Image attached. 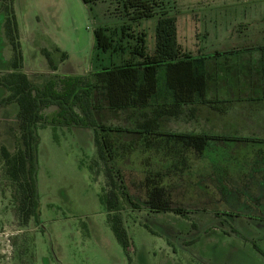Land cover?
Instances as JSON below:
<instances>
[{
	"label": "rangeland",
	"instance_id": "1",
	"mask_svg": "<svg viewBox=\"0 0 264 264\" xmlns=\"http://www.w3.org/2000/svg\"><path fill=\"white\" fill-rule=\"evenodd\" d=\"M12 8L22 55L19 72L35 87L51 81L53 91L61 93L67 77L89 78L111 64L107 54L94 49L93 31L121 27L124 20L112 4L89 8L81 0H13ZM167 8L176 18L180 50L191 56L221 54L218 68L233 69L235 76L223 70V79L235 84L234 96L241 99L223 114L201 106L194 117L167 121L173 131H213L229 138L206 150L202 160L190 162L192 154L184 155L177 166L184 168L189 161L190 172L177 171L165 179L173 204L183 213L133 212L121 198L129 242L124 252L99 201L104 181L99 166H93V131L48 125L37 129L38 224L19 226L9 184L0 180V264H28L25 252H32L34 264H264V0H171ZM3 21L0 13V75L11 61L2 39ZM154 27V20L132 26L134 35L145 34L148 53ZM3 94L0 89V98ZM56 111L49 107L42 115L51 120ZM16 112L14 104L0 106V145L10 151ZM99 115L105 125L122 128L134 119L131 112L102 109ZM174 149L152 150L150 160L166 157L168 167L172 159L180 160ZM132 156L135 164L126 171L138 182L144 174L141 150ZM144 198V190L136 195L138 201Z\"/></svg>",
	"mask_w": 264,
	"mask_h": 264
},
{
	"label": "trees",
	"instance_id": "2",
	"mask_svg": "<svg viewBox=\"0 0 264 264\" xmlns=\"http://www.w3.org/2000/svg\"><path fill=\"white\" fill-rule=\"evenodd\" d=\"M12 2L0 0V13L4 15L1 34L11 59L8 69L0 75V89L4 91L0 106L16 105L17 133L12 151L0 145V180L9 184L16 220L20 227L39 223L37 129L48 125L52 130L59 126L88 128L93 131V166H99L104 181L99 201L106 209L107 224L116 242L127 253L129 242L121 218V198L133 212L183 213L184 209L173 204L165 179L177 171L190 172L189 161L202 160L206 150L220 147L222 140L229 138L213 131H173L167 129V121L184 115L194 117L201 106L225 113L230 105L241 101L234 96L235 84L223 79V70L231 76L235 72L230 67L218 68L216 61L221 54L191 56L180 50L176 18L167 8L171 0H81L89 8L108 2L113 5L114 14L124 20L119 28L93 31L94 49L107 54L111 64L92 72L89 78L67 77L61 93L53 91L51 81L37 88L19 72L22 55ZM145 20L155 21L151 53L146 51L145 34L134 35L132 29ZM43 53L55 70L48 53ZM64 57L62 53L61 58ZM49 107L57 110L51 120L42 115ZM102 109L112 114L131 112L134 119L125 128L108 126L99 118ZM169 145L178 152L179 161L172 159L166 167V157L157 153L155 156L160 158L150 160L152 150L166 151ZM136 148L142 153L139 164L144 173L138 182L126 171L128 164H135L132 155ZM188 153L194 160H189L184 168L178 167ZM93 166L89 168L92 172ZM143 190L145 198L138 201L136 195ZM25 254L28 264H34L32 252Z\"/></svg>",
	"mask_w": 264,
	"mask_h": 264
}]
</instances>
